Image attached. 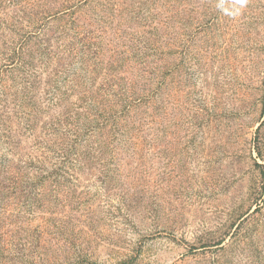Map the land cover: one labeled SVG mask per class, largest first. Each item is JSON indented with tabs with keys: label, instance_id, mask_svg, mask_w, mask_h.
I'll list each match as a JSON object with an SVG mask.
<instances>
[{
	"label": "rangeland",
	"instance_id": "374dc122",
	"mask_svg": "<svg viewBox=\"0 0 264 264\" xmlns=\"http://www.w3.org/2000/svg\"><path fill=\"white\" fill-rule=\"evenodd\" d=\"M0 264H264V0H0Z\"/></svg>",
	"mask_w": 264,
	"mask_h": 264
}]
</instances>
